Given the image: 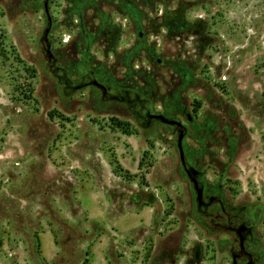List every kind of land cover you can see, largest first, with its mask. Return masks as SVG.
<instances>
[{
    "label": "rangeland",
    "instance_id": "1",
    "mask_svg": "<svg viewBox=\"0 0 264 264\" xmlns=\"http://www.w3.org/2000/svg\"><path fill=\"white\" fill-rule=\"evenodd\" d=\"M0 264H264V0H0Z\"/></svg>",
    "mask_w": 264,
    "mask_h": 264
},
{
    "label": "flooded vegetation",
    "instance_id": "2",
    "mask_svg": "<svg viewBox=\"0 0 264 264\" xmlns=\"http://www.w3.org/2000/svg\"><path fill=\"white\" fill-rule=\"evenodd\" d=\"M192 174L196 175V173L193 171ZM247 227L245 225H241L238 229H236V234L241 239V241H244L247 238V235L250 230L246 229Z\"/></svg>",
    "mask_w": 264,
    "mask_h": 264
},
{
    "label": "trees",
    "instance_id": "3",
    "mask_svg": "<svg viewBox=\"0 0 264 264\" xmlns=\"http://www.w3.org/2000/svg\"><path fill=\"white\" fill-rule=\"evenodd\" d=\"M17 59H19L18 57H17ZM28 87V89H29V93H32V90H30L31 89V87H30V85H28L27 86ZM116 121V124L115 125H117V126H119V127H126V126H128V124H125V123H121V122H119V121H117V120H115ZM124 131H126V133H129L128 132V130H127V128H124Z\"/></svg>",
    "mask_w": 264,
    "mask_h": 264
}]
</instances>
